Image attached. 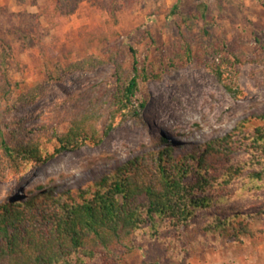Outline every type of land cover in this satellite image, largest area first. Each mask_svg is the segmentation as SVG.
Listing matches in <instances>:
<instances>
[{"label":"rangeland","instance_id":"1","mask_svg":"<svg viewBox=\"0 0 264 264\" xmlns=\"http://www.w3.org/2000/svg\"><path fill=\"white\" fill-rule=\"evenodd\" d=\"M32 1L0 0V76L6 70L9 79L35 85L44 80L41 60L46 56L61 63L88 54L106 60V49L113 48L125 68L131 70L136 61L138 68L158 77L140 82L137 97L146 101L144 108L117 117L99 144L86 143L0 180V202L42 192L39 184L57 192L84 186L148 150L168 147L180 154L225 136L246 119L248 132L262 123L255 115L264 113V0H208V22L200 18L183 21L202 0H180L175 13L172 7L177 0H82L71 15L54 21L40 15L38 20L49 29L48 35L40 43L30 40L21 48L13 31L27 28L31 19L27 13H38ZM35 1L42 6L49 2ZM113 2L117 3L116 24L108 16ZM184 41L191 46V57L185 62L175 55V47ZM226 58L238 68L236 78L232 72L230 80H236L235 91L241 90L242 95L229 92L210 71V64L224 63ZM112 75L110 63L67 75L52 83L46 96L35 103L6 113V130L20 127L22 137L41 131L43 141L46 132L66 130L90 96L109 93ZM243 143L238 145L237 157L245 150ZM43 146L52 152L56 143ZM215 192L225 196L220 207H239L254 214V236L238 243L195 227L177 233L161 225L158 238L144 231L134 234V249L130 253L118 250L107 264H264V190L244 192L234 185ZM201 221L198 217L193 224Z\"/></svg>","mask_w":264,"mask_h":264},{"label":"trees","instance_id":"2","mask_svg":"<svg viewBox=\"0 0 264 264\" xmlns=\"http://www.w3.org/2000/svg\"><path fill=\"white\" fill-rule=\"evenodd\" d=\"M81 1L49 0L42 6L33 0L38 13H27L31 18L27 28L13 31L20 47L25 48L30 40L40 43L48 35L49 29L38 20L40 15L54 21L73 14ZM179 4L177 0L173 13ZM209 5L208 0H202L197 11L183 17V21L200 18L208 22ZM116 12L117 3L113 2L108 7L112 24L118 21ZM106 53V60L88 54L67 63L46 56L41 60L44 80L35 85L11 80L4 70L0 76V180L30 164L43 165L64 151H74L86 143L99 144L117 117L144 108L146 101L137 97L140 82L158 74L138 68L136 61L131 70L125 68L113 48L106 49ZM175 55L183 62L188 60L189 42L177 45ZM105 63L113 66L112 88L108 94L90 96L86 107L70 118L66 130L46 132L44 141L41 131L22 137L20 127L6 130L4 119L10 110L35 103L46 96L52 83L73 72L93 70ZM224 63L215 61L210 71L229 92L242 95L241 90L235 91L236 80H230L232 72L236 78L238 68L228 58ZM255 118L262 123L249 132L245 131L249 122L246 119L225 136L180 154L168 147L148 150L84 186L57 192L52 186L39 184L42 192L0 202V264H107L118 250L130 253L134 249V234L144 231L152 239L158 238L161 225L177 233L195 227L217 239L238 243L254 236V214L244 213L239 207H220L225 196L215 190L234 185L244 192L264 190V113H256ZM53 141L56 146L50 152L43 144ZM242 143L245 150L237 157ZM261 213L264 215V210ZM198 217L202 221L196 226L193 222Z\"/></svg>","mask_w":264,"mask_h":264}]
</instances>
